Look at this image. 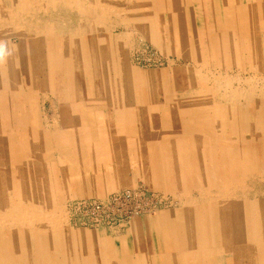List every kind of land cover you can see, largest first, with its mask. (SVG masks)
<instances>
[{"label":"bare ground","instance_id":"6f19581e","mask_svg":"<svg viewBox=\"0 0 264 264\" xmlns=\"http://www.w3.org/2000/svg\"><path fill=\"white\" fill-rule=\"evenodd\" d=\"M129 1L131 0H0V24L16 27L10 28L8 38L0 36V67L7 77L13 74L15 79L13 86L0 90V159L3 166L10 167V182H5L0 175V264H121L117 258L109 259L107 238L100 236V233L76 234L70 229L66 231L64 200L70 192L69 183L59 178V169L51 162L49 167L44 166V170L37 162L41 154L37 153L40 141L43 144L42 139L46 136L44 132L38 135L36 131L40 125L37 92L47 89L52 91V95L69 93L71 112H78L82 117L81 123L87 124V128L97 127L98 133L86 132L78 140L79 146L94 143V150L91 148L93 152L77 148L76 151L87 167L96 170L99 168L108 173L105 176H108L110 188L117 189L132 183L133 178L123 175V178L114 180L112 175L120 167L125 169L121 162H126L127 155L131 154L129 157L133 161H145V170L157 160L158 170L173 178L174 184L186 197L184 205L189 206L196 215H201L207 209L206 203L219 205L220 202H228L227 211L230 215L231 211L243 206L244 223L237 231L231 230L241 234L243 242L236 244L231 250L220 246L210 248L207 246L205 230L199 226L198 231L195 230L198 232L197 236L192 234L190 237L189 232L184 234V247L181 244L182 249L184 248L181 257L183 264H212L217 256L222 255H231L228 259L224 257L228 264H264V216L256 208L246 209L250 206L245 198L242 202L234 196L246 190L251 178L264 174V155L256 157L244 147L248 141L249 144L254 142L261 151L264 146V113L261 114L264 111V0H132L145 6L150 11L148 14H142ZM50 7L52 32L48 36L52 40V51L50 49L49 52L48 49H42L46 44L40 43L43 35L41 21L35 19L41 11L47 12ZM61 11L71 13L72 19L77 15L76 23L74 24L73 19L67 26L55 15V12ZM29 19L36 23H31L32 20ZM28 26L33 28V36L26 34L25 28ZM117 28H120L119 32L115 33ZM133 29L142 33L165 53L176 54L177 58L184 60L182 66L169 67L173 73L171 78L176 81L170 78L173 82L170 80L168 91H173L176 95L189 92L195 97L181 103L190 112L201 116L196 118L203 121L204 131L197 133V136L193 133V136L183 134L187 125L178 124L180 119L176 118L177 114L170 117V120H159L160 123L168 120L165 125L154 122V114L150 113L159 110L163 117L167 106L160 105L161 108H158L148 102L149 97L147 101L149 93L153 96V93L158 94L159 91L157 83L153 81L154 74L142 71L129 62L126 47L132 38L130 36ZM216 29L221 32L218 40L213 35L218 32ZM43 30L48 31L46 28ZM253 32L261 34L256 41L251 35ZM216 42L218 48L214 44ZM45 65L52 75L50 83L40 79ZM232 69L239 76L236 84L232 81L235 79L227 77ZM184 73H188L193 82L184 85L180 78V74ZM221 76L225 81L224 90L209 85L211 77ZM76 79L80 80L87 96L84 102L78 101L74 85ZM174 82L175 87L171 89ZM194 82L200 83V88H196ZM108 97L111 99L110 104L106 102ZM102 102L109 112L98 111V105ZM171 105L170 111L183 109L179 102H172ZM71 121L72 119L69 123ZM225 121L229 122V132L224 131L227 128ZM175 126H179L182 131H177L180 128ZM131 130H139L138 133L141 130L143 139H154L156 159L153 156L145 157L142 151L134 148ZM192 131L195 132L193 129ZM58 135L59 138L62 137L61 140L69 137L64 131H59ZM202 136L212 140L219 155L223 153L226 144L229 146L230 153L224 164L221 162V166H215L213 161L214 164L210 167L207 162L205 163L209 166L199 161L202 163L192 167L182 163L184 155L204 146ZM102 138L105 139L108 158L100 156L97 150L102 144ZM74 145L77 144H71L72 147ZM24 173H28L27 177ZM102 174L104 177V173ZM163 177L164 181L168 180ZM192 189L199 192L198 201L192 202ZM211 193L213 198L210 199ZM190 210H187L188 215ZM218 230L212 232L217 234ZM181 235L183 236L182 232ZM220 235L217 236L218 240ZM177 237L181 238L180 233ZM81 240L85 241L82 247L78 245Z\"/></svg>","mask_w":264,"mask_h":264},{"label":"rangeland","instance_id":"374dc122","mask_svg":"<svg viewBox=\"0 0 264 264\" xmlns=\"http://www.w3.org/2000/svg\"><path fill=\"white\" fill-rule=\"evenodd\" d=\"M132 2L134 3V7L139 9V11L142 14H148L147 12H150L145 6L138 4V3L136 4L135 1L131 0L128 3L132 5L133 4ZM41 12L39 13V17L37 19H35V21L39 20V22L40 21L42 22V23L40 22V26H41L43 35H42V38L40 39V43H41V45L46 44L45 47H42V49H44V51L46 49H48L47 51L50 52V49L52 51V40H51V37L48 36V34L52 32V7H50V9L47 12H44V11H41ZM57 12H55V15L58 16L59 19H62L63 22L68 24L67 26L70 25L71 20H73V19H75L74 24L76 23L77 15H74L73 19H72V17L70 18L71 13L66 14L62 11L59 13H57ZM45 13H46V15H45ZM112 17L116 20V18L114 16H112ZM27 20H28V18H27ZM30 20H32V19H29V21ZM35 21L32 20L31 23L34 24V23H36ZM44 23H46V24H44ZM44 25H45V27H44ZM42 26H43V28H42ZM0 28H2V29H0V36L8 38L7 36H9V34H11L10 28H16V27L15 26L11 27V25L8 27L7 25H1L0 24ZM45 28L48 31L44 32L43 29H45ZM118 29H120V28H117L115 33L119 32ZM216 31H218V32L214 33L213 35H215V38L217 36L216 40H218L221 36V34H220L221 32H219V30H217V29H216ZM5 32H8V34ZM25 32H26V34H28V36L29 35L33 36V34H34L33 28L32 27L30 28V26L25 28ZM5 34H7V35H5ZM251 35H252L254 41H256V39L259 38V36H261V34L259 32H253V33H251ZM130 37H132V38H130V41L126 47V49L129 51V62H130V64L137 67L138 69H140L142 71H147V72H151L152 74H154L153 81H154V83H157V86H158V90H159L157 92L158 94L153 93V96H152V93H149L146 97L147 101H148V97H149L148 102L157 106L158 108L159 107L161 108V106H167V112L164 113L163 117H162V114L159 110H156L155 113L154 112L150 113V114H154L153 115L154 122L156 124H162V125L164 124L165 125L166 124L165 122L170 120V117L176 116V114H177L176 118L180 119L178 124L181 126L187 125V126H185V131H183L184 132L183 134H185V135L190 134L191 136H193L192 135V133H193L195 136H197L198 135L197 133H201L202 131H204V126L202 127L203 121L199 120L200 121L199 122L198 119H201V118H196V117H201L200 114L194 113L192 111L190 112L187 109V107L183 106V103H181L182 101H185V99L190 100V99H193L195 97L190 95L189 92H181L180 94L176 95V94H173L175 92L172 91L169 93V91H168V88H169L168 85H169L170 80L172 79V80L176 81L174 78H171V76L173 77V73L171 71V68H169V67L182 66V65H184V60L182 58H177L176 54L165 53L161 48H158L156 45L152 44L150 42V40H148V38L144 37L143 34L137 30L133 29L132 35ZM28 41H29V44L32 43L30 39ZM13 42H14V38H13ZM214 44H215L216 48H218L217 42ZM96 51H97V47L94 49L95 53H96ZM156 69H157V71L155 72ZM47 71H48V73H47ZM204 72H206V70H204ZM50 75H51V73L49 72L47 65H45L44 74L41 75L40 79L41 80L44 79L45 83H50V77L52 76V75L51 76ZM246 75L247 74H245V76ZM45 76H46V78H45ZM57 76H59V75H57ZM180 76L179 77L182 78V80L184 81V85L190 84L191 82H193L190 79L191 77L189 76L188 73L180 74ZM186 76H187V78H186ZM227 77L235 79L232 81L235 82L234 84H236V82H237L236 80H238L239 76H238L236 70L232 69L229 71ZM172 80H171V82H173ZM14 81H15L14 75L11 74L10 76L7 77V74L4 71V69L2 67H0V90L1 89H3V90L8 89L9 86H13L15 83ZM74 82H75L74 85H76L75 88L77 89L78 101L80 100V102L81 101L84 102V100L87 99V96H85L83 85L81 84L80 80H78V79H76ZM196 83L198 86L196 85ZM196 83L194 82V86L196 88H198V87L200 88V83H198V82H196ZM208 83L211 87L219 88L221 90H224L226 87L223 76H221L220 78L211 77L209 79ZM62 85H64V84H62ZM48 87H50V85ZM173 87H175V82H174L173 86L171 87V89ZM57 89H58V85L56 86V90ZM64 89L66 90L67 87H65ZM50 93H51V95H50ZM185 94L186 95L188 94V95L186 96ZM41 95H42V97H41ZM43 96L45 97V99ZM37 97H38V110H39L40 125H38L39 129H37L36 131H38V135H40V132H44L46 135L42 139V140H44L43 144L40 141V143H41L40 149L38 150L37 153H41V154L38 156L37 162L40 164V168H42V170H44L45 165L49 167V163L51 162L53 165L56 166L57 170L59 169L57 171L59 174V178L60 179L62 178L63 180H66L69 183V191L70 192L64 200V210H65L66 217H67V222H66V224H67L66 231L67 232L70 229V231H73L76 234H78V232L79 233H84V232L90 233L91 232V233H98V234L100 233L99 234L100 236L102 235L103 237L107 238L108 245H109L108 246V248H109L108 254L111 257L109 259L112 260V258H113V260H115L117 258L121 264L122 263H124V264H156V263L157 264H163V262H164V264H183L181 257L184 253V248L182 249V247H184L182 244L184 242L183 238L186 237L184 234L186 232H189L190 237H192V234H194V236L195 235L197 236V234H198L197 231H198L199 226L204 228L206 242L208 243L207 246L208 247L210 246V248H214V247L217 248L220 246L221 248L224 247V249L231 250L236 244L238 245L239 243L243 242L241 240L242 237H240L241 234H239L238 232L236 233V232L231 231V230L237 231L239 229V227L242 226L244 223L245 216L243 214V208H242L243 206L239 207L240 210L238 208H236L235 210L231 211V215H230L229 211H227L228 210V202H223V203L220 202L219 205L214 204L215 207L212 203H206L205 207L207 209L204 212H202L201 215H196L195 212H192V209L190 210L189 206L187 207L184 205V203H186L185 202L186 197L180 191L179 187H177V185L174 184L173 178L167 177L166 175H164V173L161 174V171L158 170L159 169V162H157V160L154 161L156 163L152 162V164H151L152 166L149 169L145 170V167H144L145 161L144 162L143 161H140V162L133 161L132 158L130 159V157H129L131 154H128L127 155L128 160L126 159V162H123V161L121 162L125 165V169L120 167L119 170L113 172L112 175H113L114 180L115 179H121L124 176L129 178V179L133 178V179H131L132 183H130L129 185L119 187L117 189L110 188L109 182H108V176H105V174L107 175L108 173H105L104 171L102 172V169H99V168H97V170H96V168L93 169V168L87 167L85 165V163H83L80 160V158H79L80 155L76 151V148L81 149V150L86 151V152L94 150V148L96 146V145H94V143H91V144L87 143L85 145L79 146L78 140H80V138H81L80 135L81 134L83 135L86 132H88V134L91 132H93V133L97 132L98 133L97 127L92 126L93 128L92 127L87 128L86 127L87 124L81 123V118H82L81 115L78 112H74V113L71 112V107L69 105L71 95H69V93L66 94V92H64V95L62 94L61 96H58V94L52 95V91L47 89L44 92H42V90L38 91ZM182 97H183V100H181ZM163 98H164V100H163ZM101 99L104 100V97H102ZM170 101H171V103H170ZM106 102L109 104L111 103L110 97H108V99H106ZM172 102L173 103L179 102L180 106L182 105L181 107H183V109L181 110V108H179L180 111H179V109H171V111H170V108L172 106L171 105ZM98 106H99L98 111H100V112L104 111V113L109 112V109L104 106L103 102L101 105H98ZM262 113H264V111L261 112V114ZM59 115H60V117H59ZM162 118H165V119L167 118L168 120H166L165 122L162 121L163 123H160L159 120ZM71 119H72V121H71V123H69V121ZM262 120L264 122V114H262ZM225 122H226L227 128H225L224 131L229 132L230 131L229 122L228 121H225ZM51 124H53V125H51ZM68 124H71V125H68ZM175 127H177V126H175ZM157 128L159 129L158 125H157ZM157 128H155V130ZM177 128H180V127L178 126ZM192 129L195 130L196 133L193 132ZM179 130L182 131L181 128L178 129L177 131H179ZM59 131H61V132L64 131L67 134H69V137L67 138V140H61L62 137L59 138V135H58ZM138 131L139 130H131L130 131L131 142L133 141L132 143H134L133 144L135 146L134 148H137V149H139V151H142L144 154V155L143 154L142 155L145 157L147 156V157L151 158L153 156V158H155L156 156L154 155V149H155V147H154L155 141H153L154 139H151V140L143 139V137L141 135V133H142L141 130H140V133H138ZM163 131H166V130H163ZM131 132L133 133L132 135H131ZM200 135H202V134H200ZM202 138H203L202 140L204 142V146L200 147L199 150H196L197 153L191 152V153L187 154V156L184 155L183 159L185 160V158H186V160L185 161L182 160V163L189 165V166H192V167H195L198 165V163H202V162H203V164L205 162H207L210 165V167L212 166L211 164H214V163H215L214 164L215 166H221V164H224L228 160L227 155H229V153H230L229 152L230 148L228 149L229 146L226 144L224 146L223 153L221 155H219L215 146H213V142H211L212 140L210 138H208L207 136H202ZM72 139H73V142H72ZM86 141H88V139H86ZM101 141H102V144L99 146L100 150L99 149H97V150L99 151L100 156L102 155L103 157L108 158L109 155L107 154V147L104 145L105 139L102 138ZM226 141H227V139H226ZM44 142H45V144H44ZM74 142L77 145H74V147H72L71 144H73ZM248 142H247L248 145L246 144V146H244V147L250 153L253 152L251 154L256 155V157L264 155V154H261V153H264V150H263L264 146H263V149L261 151V150L257 149L258 147H256V144L254 142H253V144H255V145H253L252 143L249 144ZM44 145H46V146H44ZM64 146H65V148H64ZM91 148H92V150H91ZM60 150H62V151H60ZM45 152L47 153V156L45 155L46 154ZM42 153H44L45 156ZM213 153L215 155H213ZM224 153H225V155H224ZM197 154H199L200 156ZM205 157H206V159H205ZM202 158H203V160H202ZM217 160H219V162ZM199 161H202V162H199ZM213 161H214V163H213ZM216 162L218 163V165ZM221 162H223V163H221ZM2 163H3V161L1 160L0 161V175H2V178L4 179V181L8 183V182H10L9 181L10 180V174H9L10 167L9 166H3ZM207 163H205L204 165L209 166ZM139 166L141 167L142 170L140 169ZM140 170L143 174H141ZM133 171H134V174H133ZM126 172H127V174H126ZM95 173H96V176L94 175ZM102 173H104V177H103ZM23 175L25 177H27L28 173H24ZM132 175H134V176H132ZM160 175L165 176L168 180L164 181L165 180L164 177L162 176V178H161ZM100 178H101V181H100ZM101 182H102V184H101ZM74 184L76 187L74 186ZM87 184H88V186H87ZM165 185H167V186H165ZM174 187H176V188H174ZM95 188H96V190H95ZM98 188H100V189H98ZM162 188H164V189H162ZM124 190H126V191H124ZM81 191H83V192H81ZM176 191H178V192H176ZM96 192H99V193H96ZM101 192H102V196H101ZM97 195H99V196H97ZM209 195H210V199L213 198V193H211ZM179 196H180V199L178 198ZM234 196H235V198L240 199L241 201H242V199L244 200V198H245L246 203L248 201L247 205L250 206V207H247L246 209H248V208L251 209V207L256 208L258 210V212L262 213L264 216V206H263L264 204L261 203V202H264V200H263L264 199V174L261 176H256L254 178H251L246 185V190L241 192V193H236ZM190 198H191L192 202L198 201L199 192L195 189L190 190ZM173 200H176V201H173ZM258 200H260L261 202H259ZM94 201H97V203L102 202L103 204L107 205V207H109V209L105 207L106 210L100 213V216L98 217V219H94L93 215L90 212L86 211V208L88 206H90V204H92ZM78 202H80V203H78ZM242 202H244V201H242ZM102 203H100V204H102ZM182 205H184L185 207ZM184 208H185V210H184ZM186 209L188 211L190 210L191 215L190 214L188 215L189 212L187 213ZM236 210H237V212H236ZM215 211L217 212L216 215L214 214ZM223 212H224V214H222ZM228 213H229V215H228ZM226 215H228V216H226ZM240 215L242 216V220H241ZM234 216L235 217L237 216L236 217L237 220ZM174 220H176V221L178 220V221L176 222ZM233 221H235V222H233ZM197 223H198V225H197ZM234 225H235V227H234ZM172 229H173V231L175 230L174 231L175 233L172 231ZM176 229H177V231H176ZM196 229H197V231L195 232ZM216 229H219L218 230L219 233L214 234V232H212V231H214ZM76 230H77V232H76ZM192 230H194V231H192ZM171 232H173V233H171ZM181 232H182L183 236L181 235ZM179 233H180L181 238L177 237V236H179ZM218 235H220V237H219L220 240H218V238H217ZM172 236H173V238H172ZM238 237H240V238H238ZM172 239H173V241H172ZM180 239H182V240H180ZM229 240H230V242H229ZM84 243H85V241L81 240L78 242V245H81V247H82V244H84ZM132 244L134 245V247ZM179 244H180V246H179ZM181 244H182V247H181ZM178 247L180 249H178ZM173 248H175V249L173 250ZM165 250H167V251H165ZM162 252H163V254H162ZM176 253H178V255ZM121 254H122V256H121ZM129 257H130V259H129ZM224 257L226 259H228L229 257H231V255H227V256L222 255L220 257L217 256L215 258L216 260H213L212 264H228L227 261L224 260ZM187 264H191V263H187Z\"/></svg>","mask_w":264,"mask_h":264},{"label":"built area","instance_id":"2783aa9c","mask_svg":"<svg viewBox=\"0 0 264 264\" xmlns=\"http://www.w3.org/2000/svg\"><path fill=\"white\" fill-rule=\"evenodd\" d=\"M100 203L102 202L97 203V201H94L92 204H90V206L86 208V211L90 212L93 215L94 219H98V217L100 216V213L106 210L105 207L109 209L107 205L103 203L100 204Z\"/></svg>","mask_w":264,"mask_h":264}]
</instances>
